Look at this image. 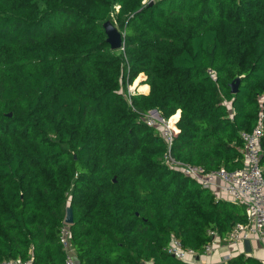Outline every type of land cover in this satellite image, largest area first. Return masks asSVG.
Segmentation results:
<instances>
[{"label": "trees", "instance_id": "trees-1", "mask_svg": "<svg viewBox=\"0 0 264 264\" xmlns=\"http://www.w3.org/2000/svg\"><path fill=\"white\" fill-rule=\"evenodd\" d=\"M154 108L180 110L177 159L243 166L242 132L264 115V0H0V261L65 264L68 206L79 264H190L173 236L202 253L245 222L244 203L163 162ZM262 148L264 167V132Z\"/></svg>", "mask_w": 264, "mask_h": 264}, {"label": "built area", "instance_id": "built-area-1", "mask_svg": "<svg viewBox=\"0 0 264 264\" xmlns=\"http://www.w3.org/2000/svg\"><path fill=\"white\" fill-rule=\"evenodd\" d=\"M207 72L213 80H217L218 75L214 68H208ZM132 94L130 92V95ZM129 102H131V96ZM142 118L149 126L156 128L164 139L167 148L162 160L165 164L181 170L183 174L193 178L206 189L214 191L215 188H219L226 191L232 201L242 202L246 206V221L235 224L223 239L215 231H209L213 238L206 244L202 253L192 247L184 246L181 239L173 236L168 246V252L171 255L190 264H202L200 258L212 255L219 242L237 244L249 239L252 234H259L264 239V167L261 163L263 114L260 115L259 122L252 131L242 132L245 143L244 163L243 166L232 170L225 167L207 170L203 166L186 163L176 158L173 153V145L179 132L176 125L180 118V110L167 118L154 108L143 114ZM70 225L65 221L59 239L65 252V264H79L72 242ZM230 258L231 256L227 255L226 259ZM0 264H31V260L16 257L0 261ZM144 264H154V262L145 261Z\"/></svg>", "mask_w": 264, "mask_h": 264}, {"label": "crops", "instance_id": "crops-1", "mask_svg": "<svg viewBox=\"0 0 264 264\" xmlns=\"http://www.w3.org/2000/svg\"><path fill=\"white\" fill-rule=\"evenodd\" d=\"M145 77V75H143ZM138 86V84H136ZM145 86L147 89H143V93H148L150 86L148 84H143L141 88ZM214 193L217 197L230 199L226 191L220 190L219 188L214 189ZM251 251L247 252L245 247V240L237 244H226L224 242H219L212 255L202 256L200 262L202 264H215V263H227L232 257L242 255L243 259L258 260L261 264L264 262V239L259 234H252L249 239ZM227 255H230L229 260L226 259Z\"/></svg>", "mask_w": 264, "mask_h": 264}, {"label": "water", "instance_id": "water-1", "mask_svg": "<svg viewBox=\"0 0 264 264\" xmlns=\"http://www.w3.org/2000/svg\"><path fill=\"white\" fill-rule=\"evenodd\" d=\"M104 28L107 33V42L110 43L111 48L114 50L122 48L124 44L123 34L119 30V28L110 20L104 23ZM240 80L241 78L237 77L234 81L231 82L230 86L232 93L235 94L239 91ZM9 115L11 116V113ZM65 221L71 225L74 223V212L73 208L70 206L67 207ZM244 242L246 251L250 252V241L246 239Z\"/></svg>", "mask_w": 264, "mask_h": 264}, {"label": "rangeland", "instance_id": "rangeland-1", "mask_svg": "<svg viewBox=\"0 0 264 264\" xmlns=\"http://www.w3.org/2000/svg\"><path fill=\"white\" fill-rule=\"evenodd\" d=\"M152 0H143V3L144 4H147L148 2L150 3ZM145 77L144 76H142V78L139 80V85L137 86L136 84H135V82H136V80L134 81V83L133 84H131V85H129L128 86V93H127V97H128V99L130 100V92H132V93H135V92H138V91H142L144 88H142V90H141V88H140V86H142L143 84H141V80L142 79H144ZM136 85V86H135ZM133 91H135V92H133Z\"/></svg>", "mask_w": 264, "mask_h": 264}, {"label": "bare ground", "instance_id": "bare-ground-1", "mask_svg": "<svg viewBox=\"0 0 264 264\" xmlns=\"http://www.w3.org/2000/svg\"><path fill=\"white\" fill-rule=\"evenodd\" d=\"M136 86V85H135ZM141 88V87H140ZM145 89V88H144ZM141 90H142V88H141ZM143 91V90H142Z\"/></svg>", "mask_w": 264, "mask_h": 264}]
</instances>
